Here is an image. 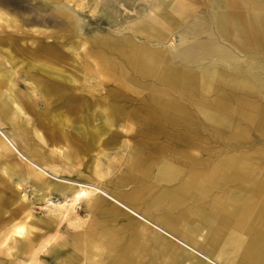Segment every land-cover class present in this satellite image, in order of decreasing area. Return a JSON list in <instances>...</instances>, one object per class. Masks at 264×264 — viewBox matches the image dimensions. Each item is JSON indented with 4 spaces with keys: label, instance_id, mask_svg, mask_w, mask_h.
<instances>
[{
    "label": "bare ground",
    "instance_id": "obj_1",
    "mask_svg": "<svg viewBox=\"0 0 264 264\" xmlns=\"http://www.w3.org/2000/svg\"><path fill=\"white\" fill-rule=\"evenodd\" d=\"M49 1L63 4V9L55 11L69 22L71 29H76L75 16L69 11L68 4L63 0ZM173 5L176 12L188 11L185 0H175ZM215 6L218 10L215 22L224 35L233 33V42L246 50L251 44L264 45V0H216ZM150 12L152 15L135 21L131 28L149 37L166 39L173 28L166 19ZM239 21L244 24L240 26ZM199 23H193L183 33V43L190 34L197 36L201 32L203 25ZM15 29L19 30L16 20L0 10V53L12 66L8 73L3 71L0 62V82L6 79L4 82L8 87L6 91L0 89V174L18 178V185L33 183L48 216L58 223L67 221L70 226L82 229L72 238V249L55 257L52 264H158L156 259L163 260L164 264H174L180 258L197 264L199 259L203 261L201 264H264V168L259 169L264 148L235 151L215 159L212 158L215 154L206 151L208 147L201 150L205 152L203 156L188 154L185 150L188 144L203 146V141L208 139L192 134L203 129L204 124L183 102L188 98L197 104L216 129V135L225 142L248 141L252 129L264 136V102L250 97L251 93L264 89V76L257 73L261 66L258 58L249 56L242 63H231V67L241 71V75H226L211 67L204 68L203 72L194 71L189 66L191 62L229 55L218 44L213 32L214 39L199 41L198 46L180 50L177 54L156 50L132 39L113 44L133 70L134 77L129 74L125 63L102 53L101 61L96 63V74L101 76L107 71L124 78V90L141 96L143 110L125 115L126 109L120 104H115L110 112L101 108L90 110L91 106L82 107L77 123L79 138L84 142L82 147L97 151V158L102 160L103 151L98 150L105 137L113 134L118 116L136 114V117L141 116V143L144 147L156 153L160 150L182 155L187 153L193 164L188 175L178 182L182 174L181 165L173 162L164 164L160 178L171 185L154 200H146L145 191L122 192L106 185L102 179L105 172L99 174L101 179H92V176L85 179L69 171H59L57 167L61 162L70 163L69 151L63 153L64 159L58 163L54 156H43L34 150L24 137L5 131L8 127L6 122L19 124L24 120V114L29 113L27 109L34 108L30 96L11 93L10 90L16 86V74L23 75L48 105L51 104L50 96L67 104L65 93L78 81L60 67L37 56L16 58L13 49L2 46L19 40L10 33ZM41 46L37 44L29 48L33 51L52 49ZM53 51L54 57L57 56L58 52ZM171 55L181 57L185 61L184 66L174 64ZM218 85H223L225 90L212 98ZM7 91L11 93V101L4 100ZM69 108L74 110L75 107ZM51 118H58L64 127H74L66 111H58ZM37 136L43 138L41 134ZM9 152H13L21 163L8 161ZM212 159L209 169L198 167L208 165ZM140 162L141 153L136 149L124 159L119 175L110 184L119 188L136 183L141 179L136 174L141 168ZM107 168H113L112 164L109 163ZM2 179L1 175L0 194L8 191V178ZM53 193L61 194L64 201H52L50 196ZM17 197L16 193L12 195L13 200ZM20 199L26 201L27 193ZM189 200L195 201L196 205L182 209L178 216L174 215L177 207ZM80 205L90 212V218L75 213ZM3 210L0 199V214ZM32 217L28 211L9 230H4L2 244L9 252L16 253L21 238L30 237L28 218ZM122 218H127V221L117 224ZM30 260H33L32 264H39L36 254ZM0 264H4L1 259Z\"/></svg>",
    "mask_w": 264,
    "mask_h": 264
},
{
    "label": "rangeland",
    "instance_id": "obj_2",
    "mask_svg": "<svg viewBox=\"0 0 264 264\" xmlns=\"http://www.w3.org/2000/svg\"><path fill=\"white\" fill-rule=\"evenodd\" d=\"M215 1L185 0L188 11L179 13L174 9L173 3L175 0H166L165 4L164 0H63L62 2L68 4L69 11L75 16L74 21L77 28L71 29L69 22L57 12L63 9L61 2L56 1V4L49 0H0V10L13 17L19 29L11 30L10 32L15 34L19 40H16L15 44L6 43L2 46L13 49V54L18 59H28L31 56H37L40 59L50 61L78 80L74 84V88L68 89L65 93L67 104L58 100L55 96H50L48 98L51 104L48 105L46 100L40 97V94L35 93L23 75L16 74L14 78L16 86L9 90L12 94L30 96V99L34 102V108L27 109L29 113L24 114V120H21L19 124L13 125L11 122H6L8 127L4 130L7 133L9 130L11 134L24 137L34 150L41 152L43 156H54L58 163L64 159L63 153L69 151L71 153V161L67 164L61 162L57 167L59 171H69L77 176H83L85 179L91 176L93 177L92 179H101L99 174L102 171L105 172L102 179L109 187L122 192L135 190L142 193L145 191L146 200H154L163 193L164 189L171 185L168 181H164V178H160L162 166L167 162L181 165L179 167L182 170V174L178 177V182L188 175L190 168L193 167V164L187 158L188 154L203 156L205 152L201 150H204L205 147L209 149L206 151H211L215 154L212 157L214 159L235 151L248 152L258 147L264 148V136H261L254 129H252L251 139L248 141L225 142L220 139L216 135V129L210 125L205 113L188 98H184L183 102L194 111L197 120L204 124L203 129L201 128L192 134L204 140L208 139L206 142L203 141V146L188 144L185 148L188 154L182 155L169 150H160L156 153L152 149H148L147 146L144 147L143 143H141L143 139L141 116L140 118L139 116L136 117V114L118 116L113 134H111L112 137H105V142L98 150L103 151L102 160L97 158V151L87 150L81 145L84 142L79 138L77 123L80 111L85 106H91L90 110L101 108L110 112L115 104H120L126 109L125 115L135 110H143L141 96L133 92L128 93L126 89L124 90V78L107 71H104L101 76L95 72L96 63L101 61L102 53H106L125 63L129 74L134 77L132 74L133 70L127 66L124 57L116 49L117 46L113 45L122 44L124 39H132L138 44H146L156 50L177 54L180 50L198 46L199 41L207 42L214 39L211 35V32H213L218 44L222 45L229 55H218L210 59L207 58L202 61L200 59L199 61L191 62L189 66L194 71L203 72L204 68L211 67L226 75H241V71L232 68L231 63H242L246 61L247 57L254 56L258 58V63L261 64L260 69H257V73L264 76V45L259 47L251 44L249 49L246 50L233 42L235 39L233 33L230 32L224 35V32L217 28L215 22V15L218 13ZM169 2L170 4L168 5ZM150 11L166 19L167 23L173 28L166 39L160 40L157 37H149L131 28L135 21L147 15H152ZM244 12L246 11L244 10ZM230 13L234 12L230 11ZM197 21L203 25L201 32L197 36L190 34L186 38V42L183 43V33ZM239 23L240 26L244 24L243 21H239ZM37 44L42 45L41 47L45 46L48 49H52L49 51H41V49L33 51L29 48V46L33 45L35 47ZM53 50L58 52L55 57ZM171 57L174 64L184 66L185 61L181 57L177 55H171ZM0 62L3 71L5 70L9 73L12 66L5 62L1 53ZM87 68L89 69L87 70ZM4 81L6 79L3 78V82H0L2 91H6V88H8ZM224 90L223 85H218L211 97L221 95ZM11 93L6 92L5 101H11ZM250 97L256 101L264 102V89L251 93ZM69 107L75 108L71 110ZM24 108L26 110V106ZM58 111H66V114L73 122V128L64 127L58 118H51V115H56ZM167 128L172 130L171 127ZM37 134H41L43 138L39 139ZM136 149H139L141 153V162L139 164L141 168L136 173L141 176V179L136 183H130L119 188L110 184V181H113L119 175L124 159L128 158ZM8 155V161L21 163V160L13 152H9ZM0 159H2L1 156ZM260 159L259 169H263L264 157L260 156ZM109 163L113 166L110 170L107 168ZM212 163L213 159L210 160L208 165L198 167L206 170L209 169ZM1 175L3 179L8 178V191L0 194L2 206L5 210L0 214V228H2L0 229V259L4 264H32L33 260H30V258H33L35 254L38 257L39 264H52L55 257L70 251L72 249V238L82 229L70 226L67 221L58 223V221L48 216L45 207L39 201L38 192L33 183L18 185V178L12 179L9 175L2 172ZM237 184L234 183V185ZM149 187H151V190L148 189ZM14 193L18 195L15 200L12 199ZM25 193H27L28 199L22 201L20 196ZM50 198L54 202L64 201V197L58 193H53ZM105 201L108 203V199ZM195 205V201L189 200L178 206L176 211H174V215L178 216L182 209ZM28 211L33 214L32 218H28V223L31 227L30 237L21 238L16 246V253L14 251L9 252L7 247L2 244L4 230L6 228L9 230L11 225L18 219L24 218ZM75 213L84 218L91 217L90 212L83 208L82 205L76 208ZM126 221L127 218H122L117 221V224H122ZM203 233L206 234V230ZM173 260L175 261V259ZM156 261L158 264H164L163 260L156 259ZM201 261L199 259L197 262L201 264ZM174 264L197 263H189L187 260L180 258Z\"/></svg>",
    "mask_w": 264,
    "mask_h": 264
}]
</instances>
